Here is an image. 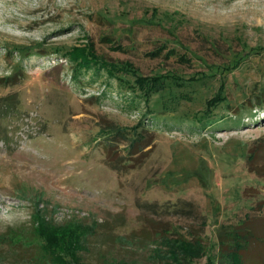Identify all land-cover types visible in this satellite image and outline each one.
<instances>
[{
    "label": "rangeland",
    "instance_id": "obj_1",
    "mask_svg": "<svg viewBox=\"0 0 264 264\" xmlns=\"http://www.w3.org/2000/svg\"><path fill=\"white\" fill-rule=\"evenodd\" d=\"M234 229L264 264V0H0V264H207Z\"/></svg>",
    "mask_w": 264,
    "mask_h": 264
},
{
    "label": "trees",
    "instance_id": "obj_2",
    "mask_svg": "<svg viewBox=\"0 0 264 264\" xmlns=\"http://www.w3.org/2000/svg\"><path fill=\"white\" fill-rule=\"evenodd\" d=\"M76 58H82L85 54L77 53ZM84 65L78 64V68ZM221 235V234H220ZM249 233L241 230L224 231L219 237V250L215 259H209L207 264H244L241 260L240 250L249 243ZM199 237H193L190 241H196Z\"/></svg>",
    "mask_w": 264,
    "mask_h": 264
}]
</instances>
